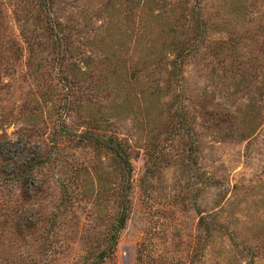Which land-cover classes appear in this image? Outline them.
Returning <instances> with one entry per match:
<instances>
[{"label":"rangeland","instance_id":"obj_1","mask_svg":"<svg viewBox=\"0 0 264 264\" xmlns=\"http://www.w3.org/2000/svg\"><path fill=\"white\" fill-rule=\"evenodd\" d=\"M0 264H264V0H0Z\"/></svg>","mask_w":264,"mask_h":264},{"label":"trees","instance_id":"obj_2","mask_svg":"<svg viewBox=\"0 0 264 264\" xmlns=\"http://www.w3.org/2000/svg\"><path fill=\"white\" fill-rule=\"evenodd\" d=\"M191 20H192V24L194 23L196 25V27L199 25L200 22H198V15H197L196 11H194V13L192 14ZM200 33L201 32H199L197 39L202 40ZM193 45H194L193 42L188 43L187 45H184V44L181 46L179 45L177 54L174 56V58H172V62H173L174 67L179 66V64H180L179 62H181V56L186 54V52L189 51ZM88 137L90 139L94 140L95 143H101V144H104L105 146L109 147L118 155V157L120 158V160L124 164V168L126 171L125 176L128 178L129 173L131 172V161L129 160V156L127 154V151L125 150L121 141L115 139L112 136H108V137L103 138L97 134H92V135H89ZM124 221H125V212H122L119 216V223L117 226V230L122 226ZM117 230L115 232H113V234H112V243H114V241L116 239Z\"/></svg>","mask_w":264,"mask_h":264}]
</instances>
